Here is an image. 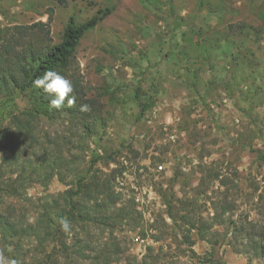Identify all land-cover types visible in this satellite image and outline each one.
<instances>
[{
  "label": "rangeland",
  "instance_id": "1",
  "mask_svg": "<svg viewBox=\"0 0 264 264\" xmlns=\"http://www.w3.org/2000/svg\"><path fill=\"white\" fill-rule=\"evenodd\" d=\"M57 1L0 0V26L47 21L53 7L51 37L58 43L69 16L80 22L111 9L76 49L83 86L101 103L95 134L82 144L84 153L76 148L77 162L87 167L91 151L110 155L111 162L95 167L117 169V207L132 212L112 234L83 224L66 233L68 241L89 240L93 250L117 246L108 264H195L192 255H214L222 264H264L253 247L260 238L235 231L240 224L264 228V0ZM231 24L244 26L233 38L240 63L234 67L232 57L205 62V46L227 41ZM140 105L147 106L143 112ZM15 107L18 115L25 101L18 99ZM7 122L0 116V134ZM38 127L52 139L61 132L45 121ZM6 146L0 141V185L16 176L3 161L10 157ZM21 147L19 167L40 153ZM26 187L19 198L2 197L3 207H14L16 222L21 215L33 220L29 197L38 202L68 188L56 177L45 188ZM166 201L173 202L176 217L200 215L206 223L214 207H224L219 222L212 221L216 244L199 240L195 230L183 233L184 221L173 225ZM183 234L195 243L186 246ZM24 258L33 263L40 257Z\"/></svg>",
  "mask_w": 264,
  "mask_h": 264
},
{
  "label": "trees",
  "instance_id": "2",
  "mask_svg": "<svg viewBox=\"0 0 264 264\" xmlns=\"http://www.w3.org/2000/svg\"><path fill=\"white\" fill-rule=\"evenodd\" d=\"M57 3L62 5L64 0H58ZM110 12V8H103L89 19L80 22L76 21L73 15L69 16L58 43H53L51 37L53 7L47 10V21L0 26V116L8 120L0 134V141L6 142V149L8 147L10 154L9 159H3L6 169L10 174L14 170L16 172L14 179H8L0 185V243L5 255L15 258L18 264H108L111 258L117 256L110 255L118 252L117 246L114 248L115 245L111 244L105 245L103 249L93 250L94 246L89 240L69 242L66 233L59 227V218L63 217L72 222V230H77L84 224L87 226L84 228L88 229L91 225L102 231L108 230L112 234L117 226L130 219L132 213L117 207L121 194L112 189L118 175L117 169L106 173L95 167L102 160L107 164L111 162L110 155L105 157L91 151L87 167L79 168L77 162L81 160L77 151L84 153L85 147L82 144L95 134V124L100 119L96 115L101 103L99 98L88 96L83 86L82 78L74 65L76 49L83 36ZM243 27L242 24L228 25L227 41L221 45H206L203 49L204 61L211 62L216 57H232L231 62L236 67L240 63L237 49L239 46L234 44L233 38L237 30L240 32ZM48 70L57 71L71 80L74 87L72 95L76 98L75 105L68 107L65 101L61 110L49 107L51 97L42 89L33 86L34 79ZM18 99L25 101V107L18 115H13ZM81 104H88L90 111L81 112ZM146 107L140 105V112ZM42 121L59 126L61 132L56 133L52 139L47 131H39L38 125ZM75 135L78 141L74 140ZM23 145L33 150L40 148V153L33 152L34 156L30 160L26 159L27 165L19 167L17 162ZM54 177L68 188L62 192L45 195L39 198L38 202L29 197V204H33L32 209L36 210L34 214L30 213L33 220L29 221L21 215L18 222L14 221L11 217L14 207H3L2 197L19 198L18 193H23L26 186L36 183L45 188ZM218 178V174L215 175L213 182ZM203 181L202 176L201 185ZM164 204L166 215L173 225L179 221L186 224L187 228L183 233L195 230L199 240L206 241L211 246L216 244V241H211L210 234L213 222H219L225 214L224 207L221 206V211L214 207L215 213L210 218L211 222L206 223L200 215L176 217L172 212L173 202L166 201ZM180 205L178 203V206ZM235 231L240 234L248 232L249 239L253 236L259 237L261 243H254L253 247H259L256 254L264 257L263 227L255 228L254 231V226L240 224ZM182 236L186 246L190 247L195 243L190 235ZM26 245H30L29 249H25ZM8 247H11V252L7 251ZM148 251H151L150 247ZM27 255H39L40 258L32 263L25 261L24 257ZM192 256L195 264H222L214 255Z\"/></svg>",
  "mask_w": 264,
  "mask_h": 264
},
{
  "label": "clouds",
  "instance_id": "3",
  "mask_svg": "<svg viewBox=\"0 0 264 264\" xmlns=\"http://www.w3.org/2000/svg\"><path fill=\"white\" fill-rule=\"evenodd\" d=\"M33 86L36 89H42L51 99L49 107L56 110H61L65 106V101L68 107H72L76 103V98L72 95L74 91L71 80L61 75L57 71L48 70L42 76H38L33 81ZM79 110L81 112L90 111L88 104H81ZM60 230L64 233H70L72 230V222L66 218H59ZM11 252V247L7 248ZM0 264H18L15 258L5 255L4 250H0Z\"/></svg>",
  "mask_w": 264,
  "mask_h": 264
}]
</instances>
